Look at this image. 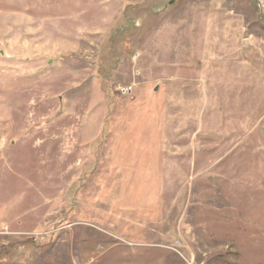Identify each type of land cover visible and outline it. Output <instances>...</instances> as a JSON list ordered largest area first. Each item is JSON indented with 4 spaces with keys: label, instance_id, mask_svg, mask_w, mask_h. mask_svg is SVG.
<instances>
[{
    "label": "rangeland",
    "instance_id": "1",
    "mask_svg": "<svg viewBox=\"0 0 264 264\" xmlns=\"http://www.w3.org/2000/svg\"><path fill=\"white\" fill-rule=\"evenodd\" d=\"M0 264H264V0H0Z\"/></svg>",
    "mask_w": 264,
    "mask_h": 264
}]
</instances>
